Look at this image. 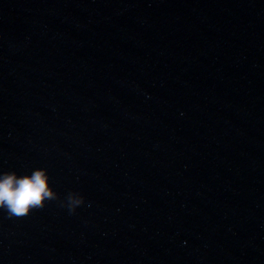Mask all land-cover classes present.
I'll return each mask as SVG.
<instances>
[{
    "label": "water",
    "instance_id": "95a60500",
    "mask_svg": "<svg viewBox=\"0 0 264 264\" xmlns=\"http://www.w3.org/2000/svg\"><path fill=\"white\" fill-rule=\"evenodd\" d=\"M72 264H264V0H96Z\"/></svg>",
    "mask_w": 264,
    "mask_h": 264
},
{
    "label": "clouds",
    "instance_id": "9594fccd",
    "mask_svg": "<svg viewBox=\"0 0 264 264\" xmlns=\"http://www.w3.org/2000/svg\"><path fill=\"white\" fill-rule=\"evenodd\" d=\"M56 198L44 168H35L25 174L13 170L0 171V209H4L9 216H27L31 209L43 208L46 201ZM82 203L83 197L77 193H69L66 197L70 213Z\"/></svg>",
    "mask_w": 264,
    "mask_h": 264
}]
</instances>
